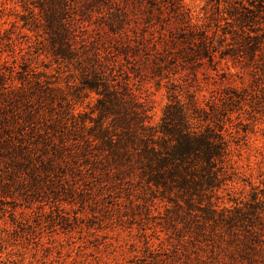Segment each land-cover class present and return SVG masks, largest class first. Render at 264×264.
I'll use <instances>...</instances> for the list:
<instances>
[{
  "label": "rangeland",
  "instance_id": "374dc122",
  "mask_svg": "<svg viewBox=\"0 0 264 264\" xmlns=\"http://www.w3.org/2000/svg\"><path fill=\"white\" fill-rule=\"evenodd\" d=\"M168 1L0 0V81L22 93L12 123L25 120L14 135L32 161L0 156V264H264V14L243 37L229 0H181L215 49L192 65L180 57L196 37L154 18L174 15ZM96 55L129 74L152 127L176 101L216 114L228 150L214 191L187 206L141 177L134 151L102 145L81 84Z\"/></svg>",
  "mask_w": 264,
  "mask_h": 264
},
{
  "label": "trees",
  "instance_id": "16d2710c",
  "mask_svg": "<svg viewBox=\"0 0 264 264\" xmlns=\"http://www.w3.org/2000/svg\"><path fill=\"white\" fill-rule=\"evenodd\" d=\"M168 3H171L174 15L161 18V8L156 7V22L162 24L164 29L165 22L176 19L182 25L178 28L180 33L177 37H196L192 42L197 50L180 57L181 61L192 65H202L203 60L212 63L215 49L207 30L193 29L181 0H169ZM225 3L228 4V15L238 23L243 37H252L244 32V28L255 18H260L262 12L264 14V0H229ZM150 13H153L152 10ZM113 62L112 67L104 65L96 55L95 63H100L97 64L100 68L93 67L91 76L84 77L81 82L83 88L94 90L98 95L95 104L98 112L96 126L100 129L98 138L104 146L122 148V156L126 159H129V150L134 151L137 158L135 163L140 165V175L147 183L177 193L191 207L195 196L201 198L205 193L214 191L223 174L228 142L220 119L214 112L200 108L193 101L185 107L176 101L166 106L157 128L150 126L148 110L138 101L129 85V74L121 66L114 74L116 61ZM102 66L109 71L107 74L101 69ZM0 92V150L7 152L0 156L11 160L13 156L9 154L8 146L11 145L13 150L17 146L21 161L12 159L11 163H20L26 168L32 162L26 155L28 147L24 145L21 134L14 135V130L20 133L26 128L23 124L25 120L12 123L17 106L26 104L20 102L22 93L13 85L0 81ZM107 120L109 123L105 125ZM109 128L120 132L115 134ZM114 136L117 137L115 142L112 139ZM212 207L208 203L207 209L214 211Z\"/></svg>",
  "mask_w": 264,
  "mask_h": 264
}]
</instances>
